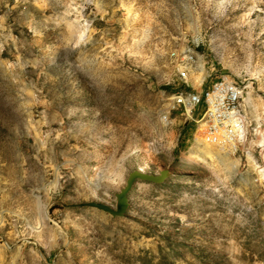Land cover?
Wrapping results in <instances>:
<instances>
[{
    "label": "rangeland",
    "instance_id": "374dc122",
    "mask_svg": "<svg viewBox=\"0 0 264 264\" xmlns=\"http://www.w3.org/2000/svg\"><path fill=\"white\" fill-rule=\"evenodd\" d=\"M222 78L237 156L172 100ZM0 264H264V0H0Z\"/></svg>",
    "mask_w": 264,
    "mask_h": 264
},
{
    "label": "built area",
    "instance_id": "2783aa9c",
    "mask_svg": "<svg viewBox=\"0 0 264 264\" xmlns=\"http://www.w3.org/2000/svg\"><path fill=\"white\" fill-rule=\"evenodd\" d=\"M172 58L178 67L181 80L186 83L188 70L182 65L194 64V56L190 53L181 58V55L173 53ZM243 92L241 83L222 78L199 94L176 93L173 97H178L181 101L178 103L173 100L174 109L183 108L190 118L199 111L193 121L197 125V134L201 140L209 146L237 156L248 138Z\"/></svg>",
    "mask_w": 264,
    "mask_h": 264
},
{
    "label": "water",
    "instance_id": "95a60500",
    "mask_svg": "<svg viewBox=\"0 0 264 264\" xmlns=\"http://www.w3.org/2000/svg\"><path fill=\"white\" fill-rule=\"evenodd\" d=\"M169 177L168 171H163L159 175H149L140 170L134 171L129 175L126 186L116 195V209L102 203H83L75 205L77 208H91L106 213L113 218H123L129 209V193L137 181H144L153 184H161Z\"/></svg>",
    "mask_w": 264,
    "mask_h": 264
},
{
    "label": "bare ground",
    "instance_id": "6f19581e",
    "mask_svg": "<svg viewBox=\"0 0 264 264\" xmlns=\"http://www.w3.org/2000/svg\"><path fill=\"white\" fill-rule=\"evenodd\" d=\"M186 79H187V77H186ZM172 100H175V101H177L178 103L181 101L180 98H178V97H174V98H172Z\"/></svg>",
    "mask_w": 264,
    "mask_h": 264
}]
</instances>
